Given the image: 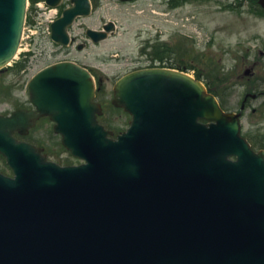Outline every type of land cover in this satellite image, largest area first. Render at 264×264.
Wrapping results in <instances>:
<instances>
[{"label":"water","instance_id":"water-1","mask_svg":"<svg viewBox=\"0 0 264 264\" xmlns=\"http://www.w3.org/2000/svg\"><path fill=\"white\" fill-rule=\"evenodd\" d=\"M25 2L0 0V68L17 52ZM87 14L88 1L74 0L51 38L66 44L67 26ZM28 91L38 112L0 115L14 174L0 173V264H264V152L199 81L159 68L123 76L112 102L131 120L116 138L97 122L93 80L76 64L44 68ZM44 114L86 163L60 166L13 137Z\"/></svg>","mask_w":264,"mask_h":264},{"label":"rangeland","instance_id":"rangeland-1","mask_svg":"<svg viewBox=\"0 0 264 264\" xmlns=\"http://www.w3.org/2000/svg\"><path fill=\"white\" fill-rule=\"evenodd\" d=\"M149 1L152 0L124 5L116 0H99L92 17L82 20L84 24L95 27L100 24L101 17L110 18L117 20L121 29L117 35L99 45H90L81 52L75 49L69 54L64 49L57 50L46 38L35 40L24 71L14 73L6 70L0 74L1 91L7 93L14 88L7 101L0 102V113L14 109L15 103L27 102V77L45 64L66 55L86 59L95 68L100 67L108 78L105 88L111 96L112 84L118 76L150 61L141 55V39L134 35L139 27L154 21L149 11H158V7L152 6ZM220 2L219 6L213 1H206V5L194 2L171 11L174 15L171 17L173 25H180L181 31L195 41V45H192L194 49L184 56V60L180 55L177 59L180 62L176 63L194 65V71L210 82L225 109L235 111L241 103V86L247 82L244 70L250 67L257 75L255 80L261 82L264 79V73L259 69L264 63V18L251 12L250 0ZM10 84L13 88L8 87ZM19 85L21 87L16 88ZM257 106L256 101H250V108L242 118V131L244 134L252 133L256 142L261 143L264 119L252 112V108Z\"/></svg>","mask_w":264,"mask_h":264},{"label":"flooded vegetation","instance_id":"flooded-vegetation-1","mask_svg":"<svg viewBox=\"0 0 264 264\" xmlns=\"http://www.w3.org/2000/svg\"><path fill=\"white\" fill-rule=\"evenodd\" d=\"M165 4H167V6H170L168 1H172L173 0H164ZM254 1V0H252ZM256 3L258 4V0H255ZM168 10V9H166ZM167 11L165 13H161V14H166ZM165 20L168 21L167 18H165ZM164 24L163 23H156L153 22V24H151V28L154 29V34L150 35L151 37V42H153L154 46H159V50L162 54L166 55V58L168 59H172V54L175 52V50H180L182 54L186 53V51H188V47H189V39L187 36L185 35H174V31L172 30V27H170L169 30L164 29L163 28ZM76 31H73L72 34H74ZM147 34V33H146ZM79 34H74V40H76L77 36ZM142 32H139V34L137 35L138 37L142 36ZM80 46H87V42L80 40V42L78 43V47ZM263 66V70H264V64ZM250 76L251 77H256L257 75L255 74L254 71L250 72ZM248 92L256 94L255 97H253V100L259 101L262 103L263 109H264V79H263V83L260 86H256L253 87L252 89H250ZM246 92V94H250Z\"/></svg>","mask_w":264,"mask_h":264},{"label":"trees","instance_id":"trees-1","mask_svg":"<svg viewBox=\"0 0 264 264\" xmlns=\"http://www.w3.org/2000/svg\"><path fill=\"white\" fill-rule=\"evenodd\" d=\"M18 67L21 68L22 67V63H19L18 64ZM113 113H117V115H119L120 117H126V115L120 110V109H115V108H109L108 110V117L106 120H110L111 121V116ZM119 125L113 127L114 130H117L119 129L118 127ZM1 171L3 172H6L8 169L5 165H3L1 168H0Z\"/></svg>","mask_w":264,"mask_h":264}]
</instances>
